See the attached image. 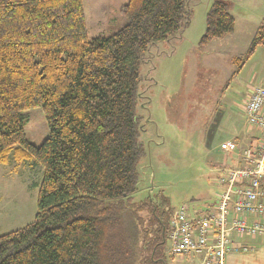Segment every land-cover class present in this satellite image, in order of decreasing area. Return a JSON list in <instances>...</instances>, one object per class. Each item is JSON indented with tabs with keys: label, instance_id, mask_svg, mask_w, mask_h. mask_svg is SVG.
Wrapping results in <instances>:
<instances>
[{
	"label": "trees",
	"instance_id": "1",
	"mask_svg": "<svg viewBox=\"0 0 264 264\" xmlns=\"http://www.w3.org/2000/svg\"><path fill=\"white\" fill-rule=\"evenodd\" d=\"M188 2L127 0L126 23L88 39L82 0H0V163L42 167L35 215L0 234V264H165L176 208L161 191L132 198L146 154L140 65L150 44L188 25ZM234 25L227 2L213 0L199 45ZM262 45L264 18L237 61ZM36 106L49 129L37 146L22 115Z\"/></svg>",
	"mask_w": 264,
	"mask_h": 264
},
{
	"label": "rangeland",
	"instance_id": "2",
	"mask_svg": "<svg viewBox=\"0 0 264 264\" xmlns=\"http://www.w3.org/2000/svg\"><path fill=\"white\" fill-rule=\"evenodd\" d=\"M212 1L189 0L188 25L150 44L141 59L138 114L146 154L138 163L135 200L161 191L172 209L181 203L193 211L213 204L220 190L215 169L220 164V142L232 140L241 126L248 125L240 106L245 91L264 85L251 79L259 55L237 61L248 47L252 29L264 17V0H225L235 20L234 31L200 46ZM82 2L88 39L108 36L127 21L121 12L127 0ZM22 115L26 139L40 145L49 133L41 107L25 109ZM41 170L33 161L0 163V234L33 219ZM140 214L147 222V211ZM167 246L166 240L159 254L165 264L192 262L190 256H172Z\"/></svg>",
	"mask_w": 264,
	"mask_h": 264
},
{
	"label": "built area",
	"instance_id": "3",
	"mask_svg": "<svg viewBox=\"0 0 264 264\" xmlns=\"http://www.w3.org/2000/svg\"><path fill=\"white\" fill-rule=\"evenodd\" d=\"M242 106L246 123L261 132L242 152L245 165L221 167L220 190L206 210L181 203L169 218L168 252L190 256V264H224L227 253L249 249L236 237L264 234V86L254 85ZM220 147L232 150L234 142Z\"/></svg>",
	"mask_w": 264,
	"mask_h": 264
},
{
	"label": "crops",
	"instance_id": "4",
	"mask_svg": "<svg viewBox=\"0 0 264 264\" xmlns=\"http://www.w3.org/2000/svg\"><path fill=\"white\" fill-rule=\"evenodd\" d=\"M262 17L259 22L263 19ZM258 22V23H259ZM258 25V24H257ZM256 25V26H257ZM255 26V28H256ZM253 28L252 30H254ZM253 32V31H252ZM255 55H259V62L254 65V69L251 72V79H257L259 82L264 84V45L258 46L254 53L248 58L252 59ZM247 59V60H248ZM264 86V85H263ZM251 88L245 91V98H247L248 92ZM243 101V103H244ZM243 103L240 105L243 109ZM243 111V110H242ZM261 135L260 130L253 126H241L239 131H236L233 135L232 140H223L220 142H234L232 150L225 151L221 147V154L219 155L218 167L215 169L220 173L222 166L240 167L245 165V161L242 157L243 150L248 147L251 143L258 140ZM222 160V161H221ZM221 161V162H220ZM239 245H247L249 249L246 251H231L226 254L224 258V264H264V234H258L254 237H243L235 239Z\"/></svg>",
	"mask_w": 264,
	"mask_h": 264
}]
</instances>
